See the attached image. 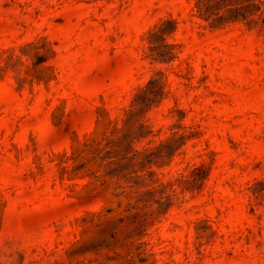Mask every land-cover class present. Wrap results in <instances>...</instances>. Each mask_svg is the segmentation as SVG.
I'll use <instances>...</instances> for the list:
<instances>
[{
  "label": "rangeland",
  "instance_id": "rangeland-1",
  "mask_svg": "<svg viewBox=\"0 0 264 264\" xmlns=\"http://www.w3.org/2000/svg\"><path fill=\"white\" fill-rule=\"evenodd\" d=\"M0 264H264V0H0Z\"/></svg>",
  "mask_w": 264,
  "mask_h": 264
}]
</instances>
